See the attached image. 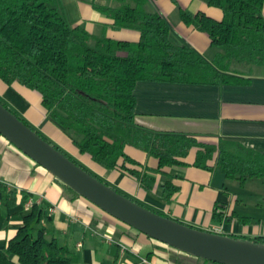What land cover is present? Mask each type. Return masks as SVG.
I'll use <instances>...</instances> for the list:
<instances>
[{"label":"trees","instance_id":"16d2710c","mask_svg":"<svg viewBox=\"0 0 264 264\" xmlns=\"http://www.w3.org/2000/svg\"><path fill=\"white\" fill-rule=\"evenodd\" d=\"M106 1V6L95 9L112 24L102 26L99 34H91L83 26L69 24L61 0H0V79L8 86L20 84L38 92L49 120L80 154L89 156L107 171L127 174L147 193L154 191L158 177L166 175L165 169L188 166L187 159L194 150L197 168L219 172L242 184L264 178V155L258 152L231 142L221 141L218 146L203 144L196 136L157 132L135 121V89L140 82L248 84L240 76L242 72L264 67V0H202L221 10L222 20L204 13L181 12L183 22L206 33L218 48L213 62L190 46L173 44L171 24L152 9L149 0ZM109 30L135 31L140 38L136 42L115 40L108 36ZM0 102L73 162L110 186ZM128 147L157 159L158 167L151 168L131 158L126 153ZM173 180L168 175L163 186V197L168 202L179 191ZM0 194V231H7L11 216L4 215L3 208L25 206L33 197L26 192L10 191L3 183ZM48 210L46 202L35 201L31 209L24 211L23 226L0 248V264L74 262V252L61 242L57 231L44 226L52 221ZM214 219L229 223L233 217L215 212ZM231 237L264 244V237ZM179 252L181 257L172 259L175 264H217ZM151 258L149 255L148 259Z\"/></svg>","mask_w":264,"mask_h":264},{"label":"crops","instance_id":"0c3cea01","mask_svg":"<svg viewBox=\"0 0 264 264\" xmlns=\"http://www.w3.org/2000/svg\"><path fill=\"white\" fill-rule=\"evenodd\" d=\"M61 1L71 26H83L91 34H99L102 26L112 24L95 9L106 6V0ZM149 1L152 9L171 24L173 44L190 46L208 61H214L218 48L211 44L206 33L183 22L181 12L204 13L222 20L221 10L202 0ZM108 36L131 42L140 38L138 32L131 30H109ZM240 76L249 83L209 86L140 82L135 89V121L149 130L193 135L199 142L212 146L221 141L231 142L264 155V67L247 69ZM0 100L110 186L152 210L204 231L213 232L217 228L221 235L229 237H264V178L249 179L242 184L219 172L197 168L194 150L187 159L188 166L165 169L166 175L159 176L154 191L147 193L127 174L107 171L89 156L80 154L49 120L38 92L20 84L8 86L0 79ZM126 153L151 168L159 165L157 159L133 147H128ZM168 175L174 177L173 184L179 188L169 202L163 197ZM0 181L12 184L18 192L31 194L39 203L48 204L52 221L44 226L55 229L61 242L74 252L72 264H175L172 259L181 257L178 250L131 230L85 198L74 196L68 186L1 135ZM22 198L20 195V201ZM25 210H29L26 205L11 210L3 208V214L11 216V223L7 231H0V248L23 226ZM215 212L233 219L229 223L218 222L214 219Z\"/></svg>","mask_w":264,"mask_h":264},{"label":"water","instance_id":"95a60500","mask_svg":"<svg viewBox=\"0 0 264 264\" xmlns=\"http://www.w3.org/2000/svg\"><path fill=\"white\" fill-rule=\"evenodd\" d=\"M0 135L81 197L153 240L217 264H264V244L196 229L139 205L85 171L1 102Z\"/></svg>","mask_w":264,"mask_h":264},{"label":"built area","instance_id":"2783aa9c","mask_svg":"<svg viewBox=\"0 0 264 264\" xmlns=\"http://www.w3.org/2000/svg\"><path fill=\"white\" fill-rule=\"evenodd\" d=\"M0 183H3L7 187V189L10 190V191L11 190H16L15 186H13L12 184H9L7 182H1V181H0ZM34 203H35V199L30 198L29 201L26 204V208L27 209H31ZM220 232H221V230L217 229V228L213 230V233H216V234H220Z\"/></svg>","mask_w":264,"mask_h":264},{"label":"rangeland","instance_id":"374dc122","mask_svg":"<svg viewBox=\"0 0 264 264\" xmlns=\"http://www.w3.org/2000/svg\"><path fill=\"white\" fill-rule=\"evenodd\" d=\"M51 141V140H50ZM52 142V141H51ZM110 185V184H109ZM110 187H113L112 185ZM114 188V187H113Z\"/></svg>","mask_w":264,"mask_h":264}]
</instances>
